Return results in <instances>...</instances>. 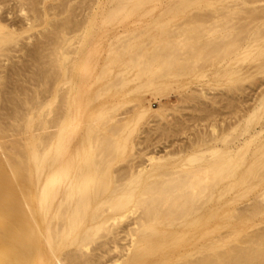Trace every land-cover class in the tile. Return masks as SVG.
<instances>
[{
    "label": "bare ground",
    "instance_id": "1",
    "mask_svg": "<svg viewBox=\"0 0 264 264\" xmlns=\"http://www.w3.org/2000/svg\"><path fill=\"white\" fill-rule=\"evenodd\" d=\"M70 1L0 0V264H264V0Z\"/></svg>",
    "mask_w": 264,
    "mask_h": 264
},
{
    "label": "rangeland",
    "instance_id": "2",
    "mask_svg": "<svg viewBox=\"0 0 264 264\" xmlns=\"http://www.w3.org/2000/svg\"><path fill=\"white\" fill-rule=\"evenodd\" d=\"M70 4L73 7V12L78 14L79 18L82 17L80 15L81 13H86L90 10V3H88L87 0L85 2H81V0H71ZM62 15L64 16V15H66V13H63ZM119 30H121V29L120 28H118L116 30L108 29L105 31V34L111 35L114 32H120ZM69 34L73 35L74 33L70 32ZM104 48H105L104 45H102L100 47V51L102 53L105 50ZM244 93L247 94L246 96H244V99H245L244 105L248 106V105L253 104V101L255 98L254 90H252L250 88H246L244 90ZM242 96H243V92L238 94V97H242ZM151 97L152 96H150L148 98V101H146V103H150L149 101L151 100L152 106H154L155 108L158 106L157 104H159L160 102H164L165 100L167 101L168 99L170 100L169 101L170 105L179 104V106H177V107H183L187 103V101H185V100L180 101L179 99H177V95L174 93L169 95V98H167L166 96H162V97L159 96L158 97V99L160 98L159 101L157 98H155V100H154V97H152L153 98V100H152ZM216 107L222 113H225L227 111L225 102L223 100L221 102L216 103ZM172 112L170 109V113H172V114H170L169 118L170 117L172 118L174 113H175L174 115L179 114L178 112H181L184 114L188 111L186 109L180 108L179 110H176V111L173 109ZM229 116H230V114H227V113H225V115L222 114V116L219 115V119H218V122L216 124L218 130H222L225 126H227L229 118H230ZM142 120L143 119H141V121L137 124V126L143 122ZM231 120H233V119H231ZM189 123L194 128L186 130L187 132L176 134L173 137L161 135L160 137H157L156 139L146 141L145 139L142 138L146 135V132L145 131L144 132H138V134L133 138V141L131 142V149H129V153L131 154L130 163H133L135 165L145 164L147 162V157L151 154L157 155V154H161V152L164 153L166 151H173V150L179 148L180 146H183L184 144L189 143V139L194 136V130L197 129L198 127H200V125L206 123V120H204V121L191 120V121H189ZM120 164H121V162L116 163L115 167H118Z\"/></svg>",
    "mask_w": 264,
    "mask_h": 264
}]
</instances>
